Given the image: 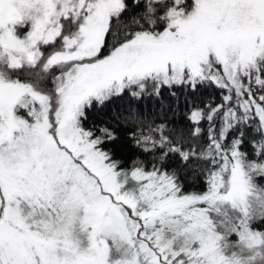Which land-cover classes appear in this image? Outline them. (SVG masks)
I'll list each match as a JSON object with an SVG mask.
<instances>
[{
  "label": "snow or ice",
  "instance_id": "obj_1",
  "mask_svg": "<svg viewBox=\"0 0 264 264\" xmlns=\"http://www.w3.org/2000/svg\"><path fill=\"white\" fill-rule=\"evenodd\" d=\"M261 181L264 0H0V264H264Z\"/></svg>",
  "mask_w": 264,
  "mask_h": 264
},
{
  "label": "trees",
  "instance_id": "obj_2",
  "mask_svg": "<svg viewBox=\"0 0 264 264\" xmlns=\"http://www.w3.org/2000/svg\"><path fill=\"white\" fill-rule=\"evenodd\" d=\"M220 95L221 90L215 87L210 89H202L196 96V102L201 105H203L206 101L210 99L214 100L215 102H219ZM161 103L162 102L160 100L150 98L145 101H142V107H145L147 112L158 121L161 119H165L171 124H183L185 122L183 113L187 108L186 103H184L183 101L180 103L179 109L177 110L176 114H173V112L171 111V106L175 103V101L171 97L167 96V94H165L163 101L166 106L163 111H161ZM125 105L126 101H113L112 104H109L102 110H93L90 120L92 122H96L98 119L104 118L113 109L122 108ZM118 151L123 157H127L131 154L129 149L126 147H122ZM261 183H264V181H261ZM186 186L189 188V190H200L203 187L199 179H197L196 182L193 183L191 177L186 180Z\"/></svg>",
  "mask_w": 264,
  "mask_h": 264
}]
</instances>
